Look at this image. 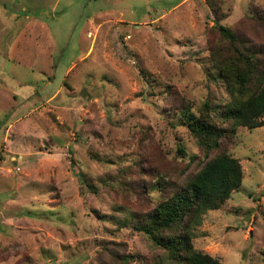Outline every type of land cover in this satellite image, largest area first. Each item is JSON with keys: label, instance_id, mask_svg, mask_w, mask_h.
<instances>
[{"label": "rangeland", "instance_id": "obj_1", "mask_svg": "<svg viewBox=\"0 0 264 264\" xmlns=\"http://www.w3.org/2000/svg\"><path fill=\"white\" fill-rule=\"evenodd\" d=\"M216 18L264 48V0H0V264H170L122 217L162 197L157 174L202 164L177 108L220 120ZM261 120L208 154L242 171L190 230L221 264H264Z\"/></svg>", "mask_w": 264, "mask_h": 264}, {"label": "trees", "instance_id": "obj_2", "mask_svg": "<svg viewBox=\"0 0 264 264\" xmlns=\"http://www.w3.org/2000/svg\"><path fill=\"white\" fill-rule=\"evenodd\" d=\"M212 27L218 40L209 48V59L229 96L216 111L220 120L216 121L206 102L196 111H191L189 104L177 108L180 122L202 155V164L179 185L166 173L157 174L152 185L163 193L162 197L148 211L126 212L122 217L123 224L129 220L135 231L163 249L170 264H221L215 257L195 250L190 230L205 211L219 208L239 187L242 171L237 158L227 152L220 150L209 158L208 154L217 150L236 127L253 129L263 124L264 48L249 43L217 18ZM177 151L185 153L182 146ZM194 158L190 156V160ZM79 181L90 187L83 176Z\"/></svg>", "mask_w": 264, "mask_h": 264}, {"label": "built area", "instance_id": "obj_3", "mask_svg": "<svg viewBox=\"0 0 264 264\" xmlns=\"http://www.w3.org/2000/svg\"><path fill=\"white\" fill-rule=\"evenodd\" d=\"M87 35H90V32H89V33H87Z\"/></svg>", "mask_w": 264, "mask_h": 264}, {"label": "crops", "instance_id": "obj_4", "mask_svg": "<svg viewBox=\"0 0 264 264\" xmlns=\"http://www.w3.org/2000/svg\"><path fill=\"white\" fill-rule=\"evenodd\" d=\"M46 13V12H45Z\"/></svg>", "mask_w": 264, "mask_h": 264}]
</instances>
